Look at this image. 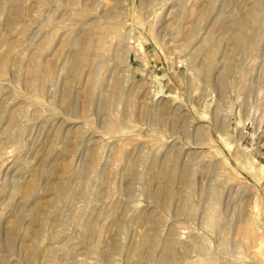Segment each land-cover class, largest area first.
Listing matches in <instances>:
<instances>
[{
    "label": "rangeland",
    "instance_id": "374dc122",
    "mask_svg": "<svg viewBox=\"0 0 264 264\" xmlns=\"http://www.w3.org/2000/svg\"><path fill=\"white\" fill-rule=\"evenodd\" d=\"M0 264H264V0H0Z\"/></svg>",
    "mask_w": 264,
    "mask_h": 264
},
{
    "label": "bare ground",
    "instance_id": "6f19581e",
    "mask_svg": "<svg viewBox=\"0 0 264 264\" xmlns=\"http://www.w3.org/2000/svg\"><path fill=\"white\" fill-rule=\"evenodd\" d=\"M256 4V3H255ZM253 6V5H252ZM254 7V6H253ZM254 9V8H253ZM250 14V12H249ZM251 15V14H250ZM237 23V22H236ZM239 24V22H238ZM237 24V25H238ZM230 29V28H229ZM234 29V28H233ZM212 52V51H211ZM209 54V53H208ZM207 56V55H206ZM213 56V55H211ZM209 57V55H208ZM208 59V58H207ZM211 59V58H210ZM210 62V60H209ZM205 66V65H204ZM175 163L171 164L170 166H164L162 167L161 171H160V176L165 180V184L163 185L164 188L168 187L169 182L172 180V177L175 174ZM168 189V188H167ZM168 192V191H167ZM168 194L165 193V197H167ZM11 235V234H10ZM9 237V236H8ZM156 241V240H155ZM141 247L143 248L144 252H146L147 254H151V252L154 250L156 243L154 242V239H149L148 237H143L142 241H141ZM160 246V245H159ZM169 247V240L166 239L164 242H162L161 244V256H163L167 249Z\"/></svg>",
    "mask_w": 264,
    "mask_h": 264
}]
</instances>
